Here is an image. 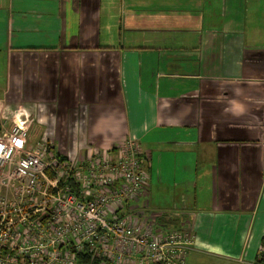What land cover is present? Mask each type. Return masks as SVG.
<instances>
[{
  "label": "crops",
  "instance_id": "obj_1",
  "mask_svg": "<svg viewBox=\"0 0 264 264\" xmlns=\"http://www.w3.org/2000/svg\"><path fill=\"white\" fill-rule=\"evenodd\" d=\"M17 118L75 165L137 141L185 264H260L264 0H0V133Z\"/></svg>",
  "mask_w": 264,
  "mask_h": 264
},
{
  "label": "built area",
  "instance_id": "obj_2",
  "mask_svg": "<svg viewBox=\"0 0 264 264\" xmlns=\"http://www.w3.org/2000/svg\"><path fill=\"white\" fill-rule=\"evenodd\" d=\"M12 124L0 133V168L6 167L0 193L15 184L20 193L18 201L0 198V264H78L80 254L99 264H185L190 231L163 230L160 215L145 213L139 203L147 160L137 141L124 142L115 153L91 151L78 165L52 153L43 162L44 155L27 152L8 169L10 153L28 136L24 122ZM69 177L79 185L77 193L59 186Z\"/></svg>",
  "mask_w": 264,
  "mask_h": 264
},
{
  "label": "rangeland",
  "instance_id": "obj_3",
  "mask_svg": "<svg viewBox=\"0 0 264 264\" xmlns=\"http://www.w3.org/2000/svg\"><path fill=\"white\" fill-rule=\"evenodd\" d=\"M20 120V118H17ZM12 123L9 127H5L3 129V131H8L10 129V127H12ZM28 141H26L25 144H23L19 149L17 150H13L11 153H10V157H9V161H10V165L8 167V169H10L12 167V164L14 163V161L18 160L20 157H26V154L25 153H37L39 154V156L41 157L42 159V155H44V160L43 162H48L49 160H47V158L45 159V155H47V153H50L51 150H52V144H50L49 142L52 141V139H46L45 138V142H40L39 140L40 139H27ZM49 141V142H48ZM38 151V152H37ZM52 153V152H51ZM34 155H32L33 157ZM34 160L37 162V163H40L39 159H35ZM151 160V161H150ZM151 163L152 165V159H149L147 161V164L148 165V169L146 170L145 169V173H146V176H147V180H146V185L148 187L147 189V192L146 194L140 199V203L142 204H145V213L149 214V213H152V194L154 195V193L156 192V188L155 187H152V167L150 168L149 167V164ZM145 167V165L143 166ZM154 169L155 167H153V173H154ZM6 170V167L3 166L0 168V173H3L4 171ZM53 171V170H52ZM52 171L49 170V172L54 175L55 173H53ZM2 175V174H0ZM45 176L48 178V175L45 174ZM42 182H43V185L44 186H47V183L43 180V178H41ZM18 187L19 185L18 184H15V186L13 188H10V189H7V190H3L1 193H0V198H3V199H10L11 201H18L19 198L16 196V195H19L20 193V190H18ZM156 194V193H155ZM164 197H157V206H160L158 201L161 202V204H165L166 202H162ZM41 201V197H38L37 201H36V204L38 205ZM36 207H39V206H36Z\"/></svg>",
  "mask_w": 264,
  "mask_h": 264
},
{
  "label": "trees",
  "instance_id": "obj_4",
  "mask_svg": "<svg viewBox=\"0 0 264 264\" xmlns=\"http://www.w3.org/2000/svg\"><path fill=\"white\" fill-rule=\"evenodd\" d=\"M58 159L60 162L64 161L65 159L64 158H61L58 156ZM49 176L51 177V175L49 174ZM59 186H67L69 187L72 192L74 193H77L78 190H79V185L76 184L73 179L71 177L67 178V180H65L64 182H60L59 183ZM161 218V216H159L157 218V222L158 220ZM77 261H78V264H99V261L96 260V259H91L90 257H87L85 254H80L77 256ZM259 263L260 264H264V252L263 254L261 255V259H259Z\"/></svg>",
  "mask_w": 264,
  "mask_h": 264
}]
</instances>
